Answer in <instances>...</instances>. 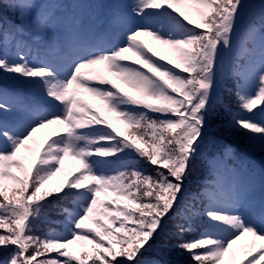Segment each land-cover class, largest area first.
I'll return each instance as SVG.
<instances>
[{"label":"snow or ice","instance_id":"obj_1","mask_svg":"<svg viewBox=\"0 0 264 264\" xmlns=\"http://www.w3.org/2000/svg\"><path fill=\"white\" fill-rule=\"evenodd\" d=\"M81 8L0 0L12 13L0 22V78L42 101L0 90V264H170L173 251L192 264H261L264 179L229 139L243 133L264 152V121L251 118L264 110V0L252 12L248 0H134L103 20ZM234 51L224 83L235 81L238 107L214 126ZM66 159L74 171L46 188ZM197 165L211 176L203 198L185 186ZM192 216L202 230L185 239L191 225L175 222ZM169 222L174 243L161 238ZM39 224L59 230L38 235ZM246 236L240 258L233 245Z\"/></svg>","mask_w":264,"mask_h":264},{"label":"trees","instance_id":"obj_2","mask_svg":"<svg viewBox=\"0 0 264 264\" xmlns=\"http://www.w3.org/2000/svg\"><path fill=\"white\" fill-rule=\"evenodd\" d=\"M12 17L11 11L0 13V22L10 19ZM225 76L222 77L221 82L223 84V87L220 90V97L224 101V107H218L217 109V114L213 120V125L221 124L223 123L229 116V111L226 109H235L238 104H237V98L235 95V81L233 79H228L226 83H224ZM9 84L11 83V79L7 78H0V84ZM123 131V130H122ZM234 141H240L243 145H246L247 147H250L249 144L247 143L243 133H233L232 137L229 139V142L233 144ZM251 148V147H250ZM263 153V152H262ZM260 153V155H262ZM138 167L146 171L147 173H152L153 172V166L148 165L146 163H139ZM211 181V176L208 172V169L206 166L202 165H197L196 169L192 172V174L189 177V180L186 181L185 186L193 193L197 194H203V187L204 183L210 182ZM54 216V214H53ZM194 218L200 220L198 217L193 216ZM201 221V220H200ZM175 223H182L187 225H191L192 229L193 226L191 222L189 221L188 218H183L179 221H176ZM38 235H43L49 228H57L58 226L53 224H39L38 226ZM176 228L174 226V222H169L166 227H165V232L162 234V239L167 240L168 242L174 243L176 240ZM198 232L197 230L192 231V233L187 234L184 238L185 239H191L194 236H197ZM76 247V246H74ZM7 254H0V261L6 258ZM170 264H192L190 261V258L186 254H180L177 251H173V253L170 256Z\"/></svg>","mask_w":264,"mask_h":264},{"label":"rangeland","instance_id":"obj_3","mask_svg":"<svg viewBox=\"0 0 264 264\" xmlns=\"http://www.w3.org/2000/svg\"><path fill=\"white\" fill-rule=\"evenodd\" d=\"M134 0H115V3H119L121 7H124L125 9L130 11V8L133 4ZM259 10V1H257L252 8L249 10V12L252 11H258ZM86 13V11H85ZM100 15V11H97V13L95 14V16H97L99 18ZM139 23V20L137 18H133L130 21L129 26H132L134 24ZM146 39V38H145ZM233 59H236V53L235 51L231 54H225V63L226 64H231L233 61ZM226 66V65H225ZM225 70V69H221V72ZM220 72V73H221ZM17 84H23L24 87H16L17 93L16 96H19L21 98H23L25 101H28L30 103L33 104H40L42 103L41 98L38 94H35V90L33 89V87L31 85H28L26 83H20L19 81H17ZM23 90L26 94L22 95ZM83 99H85L88 103H90L93 108H96L95 105H98V101L94 100L93 98L84 95L82 97ZM103 111V110H102ZM260 110L258 108V110H256V113L254 116H252L251 118L257 121H264V116H261L259 114ZM100 115L101 116H105L107 115L104 111L101 112L100 111ZM117 127H122V125H117ZM54 128L53 127H49L46 129H41L40 131H38L36 133V140L38 142H43V140L48 137L52 132H53ZM77 162L72 161L70 159H66L64 162V165L62 167V170L60 173H58L55 177L52 178V180H50L48 182V184L46 185V188H55L58 187L59 183L63 180L64 177H66L68 175L69 172H73L74 171V165H76ZM263 227V225H262ZM251 241L250 237H244L242 238L240 241H238L235 245H233V249L237 252L238 256L241 258L243 256V252L246 250V245H248ZM261 264H264V261L261 262Z\"/></svg>","mask_w":264,"mask_h":264}]
</instances>
